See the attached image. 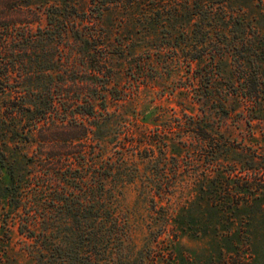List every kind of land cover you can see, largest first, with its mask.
Listing matches in <instances>:
<instances>
[{
    "label": "rangeland",
    "instance_id": "obj_1",
    "mask_svg": "<svg viewBox=\"0 0 264 264\" xmlns=\"http://www.w3.org/2000/svg\"><path fill=\"white\" fill-rule=\"evenodd\" d=\"M50 4L65 21L76 13L83 26L46 27ZM0 17L4 31L17 22L8 31L15 36L12 63L0 58V264H44L60 255L54 244L73 238L60 191H77L84 203L94 177L71 170L82 160L65 153L77 146H59L80 131L69 127L67 104L59 105L47 126L56 155L43 144L38 157L42 137L25 107L30 99L83 94L96 111L83 118L94 126L83 137L88 158L100 160L97 141L104 139L108 157L126 150L135 161L126 171L137 166L142 174L107 183L120 191L114 202L129 221L132 264H264V0H6ZM29 87L33 92L19 97ZM102 98L104 138L97 127ZM60 119L68 121L63 133ZM8 167L35 176L30 201L39 202L29 209L45 217L43 242L20 233L19 217L12 218L4 197ZM158 190L169 193L152 203ZM166 211L176 221H165Z\"/></svg>",
    "mask_w": 264,
    "mask_h": 264
},
{
    "label": "trees",
    "instance_id": "obj_2",
    "mask_svg": "<svg viewBox=\"0 0 264 264\" xmlns=\"http://www.w3.org/2000/svg\"><path fill=\"white\" fill-rule=\"evenodd\" d=\"M6 0H0V10L4 6ZM46 27L48 28H56L62 24H67L70 28L76 27L79 28L80 24L82 25V19L78 17L76 13H69L65 16L66 21L63 20L61 15H58L57 12L52 11L51 9L56 8L55 5H46ZM13 10V7H11ZM11 14L4 15L3 18L9 21ZM24 16V15H23ZM1 18V17H0ZM64 18V19H65ZM16 23L12 21L11 23H6L5 31L1 28L0 25V58L1 61L4 59V64L12 63L10 60L13 59L14 51L11 49V43L13 40L15 41V36L11 37L10 32L12 29L16 27ZM83 26V25H82ZM86 41L89 40V36H85ZM28 41L33 40L32 36H29ZM232 52L235 51L236 46H232ZM5 72V77L7 78V82H9L12 71L8 69ZM91 73H95V69H89ZM29 86V85H26ZM17 92V91H16ZM19 92V97H25L26 94L33 92L32 89L23 88ZM52 99H45V101H31L28 102L25 107L29 111H33L36 114L35 118V126L38 128L40 135L42 137V141H40L41 149L38 157L43 156L42 153V145L46 144L48 146L45 148V152L48 155L49 152L56 150L55 147L58 145H53V143H49L47 139L49 136L53 134V131H48L47 127L49 124L50 117L54 111L59 109V105L67 104L70 111L73 112V119H71V125L69 127H75L79 131V134L72 135V139L69 143L65 142L64 145H60L59 148H66L70 150V148L76 147V150L67 151L66 156H70L73 159L81 158L80 165L74 170L83 169L88 177H94V183L88 182L85 184L83 194H84V203H80L76 201L77 191H68L64 187L62 190L64 191L63 198L65 199V206L67 208V220L66 224L68 228H70V232L72 235V239L69 241L57 242L53 246H56V249H60V255H56V259L52 261H47L44 264H132L130 254H128V249L131 243V230L129 226V221L124 214L123 211L120 210L119 206L114 202L115 194L120 191H115L111 187L107 185L108 181H119L122 183H131L134 182L136 178H141L142 174H139V167L135 166V171L132 173H128L127 167L132 165V162H135L132 153H128L126 150L122 151L117 159L112 157H108L106 155V146L105 140L97 141V144L100 146V150L103 151L102 156L99 161L96 159L88 158V144L87 139H83V137H87L89 131V125H86L83 122V118L94 117L95 114V105L92 102V98L88 94H83L79 98H63V97H51ZM23 107V103L21 105ZM100 107L103 110L102 115L100 117V121L97 122V127L100 128L101 137H105V129L107 124L109 123L108 113H107V104L105 99L102 98V102L100 103ZM76 114V115H75ZM80 115L82 120L77 119V115ZM68 125V121L65 119H60L58 125V131L64 132ZM45 128V129H44ZM90 128H94V126ZM56 131V132H58ZM127 134V132H125ZM80 138V139H78ZM82 138V139H81ZM77 140V141H75ZM48 142V143H47ZM142 144H146L145 141L141 142ZM50 144V145H48ZM61 144V143H58ZM63 144V143H62ZM131 146L136 143H130ZM58 148V147H57ZM75 149V148H74ZM58 150L59 152H61ZM165 150V149H164ZM160 153L163 154L164 151L162 148L159 149ZM73 153V154H72ZM72 154V155H70ZM53 155H56L55 153ZM64 155V154H63ZM32 158V157H31ZM145 158V157H144ZM4 153L0 149V162H3ZM141 159V158H140ZM142 160V159H141ZM143 162V161H142ZM140 170V169H139ZM138 171V172H137ZM8 180L4 186L5 191V199L8 203L9 209L12 213V218L17 216L19 217V225L18 230L20 233L26 234L28 237L36 239L37 241L43 242L46 237L49 235L46 227H41L42 223H45V217L41 218L37 215L33 214L34 209H29L30 206L36 207L39 202L38 199L31 200L34 195L35 198L37 193H35L36 184L34 182L35 176H19L17 175L11 167H8L7 171ZM47 175V174H46ZM51 174L49 173L44 182L49 181ZM82 176V175H81ZM80 180H83L84 176ZM141 176V177H140ZM85 179V182H87ZM50 182V181H49ZM48 183V182H47ZM42 185V184H41ZM39 188V187H38ZM40 190V189H39ZM35 193V194H34ZM169 193V191H153V194L150 192H144L145 195H150L152 203L155 202L156 195L160 200ZM69 202V203H68ZM163 204L159 205V208L164 209ZM34 207V208H35ZM28 210L25 213L23 210ZM23 214L25 215H21ZM177 215L173 213V211H166L164 214L165 221L169 222L176 218ZM46 223L47 220H46ZM177 234V233H175ZM75 247H74V246ZM77 247V249H76ZM69 248H72V251L75 252V255H70ZM75 249V250H74ZM61 250H64V253H61ZM40 252V251H39ZM43 253V251H41Z\"/></svg>",
    "mask_w": 264,
    "mask_h": 264
}]
</instances>
